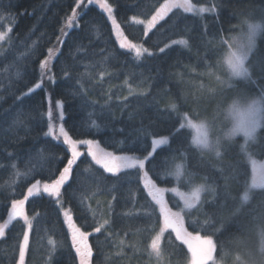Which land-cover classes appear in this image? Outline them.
I'll return each instance as SVG.
<instances>
[{
  "label": "trees",
  "instance_id": "16d2710c",
  "mask_svg": "<svg viewBox=\"0 0 264 264\" xmlns=\"http://www.w3.org/2000/svg\"><path fill=\"white\" fill-rule=\"evenodd\" d=\"M75 1L0 0V32L9 27L0 42V222L10 211L12 200L21 199L37 180H55L70 158L64 143L45 134L44 87L26 91L38 79L39 63L55 44ZM163 1L108 0L127 38L148 48L150 56L145 53L137 59L132 50L121 48L107 17L94 5L84 8L77 25L66 32L50 66L54 80L47 88L52 100L62 101V125L68 135L75 140H94L114 153L141 157L147 154L145 148L150 150L153 138L166 136L169 143L158 147L152 164L146 162L148 177L143 180L141 172L138 179L136 169L107 173L84 151L61 188L60 200L70 209L74 224L88 233L91 264H158L149 247L161 225V217L156 223L158 207L151 219L137 215L151 200L144 183L150 178L158 187L176 185L189 190L183 179L177 181L167 175L174 164L171 158L181 162V152L186 151L187 169L195 173L194 183L217 189L215 198L205 193V203L183 212L186 229L202 236L210 234L213 229L204 231L192 221L202 223L211 217L217 227L221 223L224 226L217 233L214 256L218 264H264V189L252 190L250 200L244 203L242 183L229 179L237 164L241 138L224 139L222 156L217 158L214 153L190 146L191 131L180 129L184 113L192 120L216 119L237 91L258 94L264 87V27L247 62L255 83L239 79L228 87L217 80V76L226 78L224 68L217 63L226 47L222 41L235 34L245 18L254 22L264 18V0H192L195 4H215L216 11L193 14L173 9L145 35L143 26L131 18H148ZM181 37L188 39L187 47L171 43ZM172 102L177 105L175 110L169 107ZM93 120L98 128L92 126ZM177 129L179 137L174 139ZM250 144L252 158L262 159L264 126ZM153 165L159 175L153 173ZM243 167L250 177L247 160ZM30 168L33 172L27 178L15 175L17 170L24 173ZM164 199L172 208L180 207L173 193L165 191ZM24 209L33 223L25 264H79L72 233L56 200L49 195H34ZM104 220L110 224L95 232ZM24 230L19 218L5 229L0 237V264H16ZM50 237L55 246L49 244ZM174 238L170 230L165 231L161 264H188L186 246Z\"/></svg>",
  "mask_w": 264,
  "mask_h": 264
},
{
  "label": "snow or ice",
  "instance_id": "6c2138e0",
  "mask_svg": "<svg viewBox=\"0 0 264 264\" xmlns=\"http://www.w3.org/2000/svg\"><path fill=\"white\" fill-rule=\"evenodd\" d=\"M83 0H77V6L79 7ZM93 0H88V3H92ZM102 9H104L110 18H112L113 24L119 28L116 24L115 18L112 16L113 7L108 0H95ZM173 9H182L184 12L203 14L206 12H215L216 6L212 4L211 6L200 5L196 6L192 3V0H164L163 3L156 8L155 12L148 19L145 27V34L156 24L163 20ZM77 12L74 8L72 14L67 17L65 26L71 28L73 23L77 21ZM137 23H145L138 17L133 16L131 18ZM239 31L230 37L228 40H223L222 43L226 45V51L217 62L224 68L226 78L217 76L218 82L222 86L232 87V81L234 77L243 78L244 81L249 83H255L252 80V73L250 71V66L247 63L250 56L253 54L256 48V37L264 27V18L260 21H252L245 18L241 21L239 26ZM63 31V28L61 29ZM6 33H0V41H3L6 37ZM172 44L188 46L189 41L186 38H179L172 41ZM122 48H130L135 52L137 59L141 58L145 53L149 56L152 55L148 48L143 47V45H136L129 43H121ZM170 45H166L168 47ZM164 51V48L159 50ZM49 58L53 52V49H48ZM48 58L41 61L40 67L44 69L47 67ZM103 77L104 73H100ZM40 85L37 84L36 87ZM131 90V88H130ZM32 92L33 89H29ZM126 99V98H125ZM57 107H62V101H57ZM169 107L171 109H176L177 105L175 102L170 103ZM225 119L229 120L231 127L227 131H223L221 136H216L214 139H210V125L205 121L196 122L192 120L187 113L183 114V119L187 121V127L194 129L195 135L191 139L190 146H195L197 149H207L214 152L217 158L222 156L221 146L222 140L227 139L232 141L237 134H243L244 142L239 144V152L237 153V164L234 166V171L229 179L237 180L238 183L243 185V196L241 197L244 203L250 200V194L254 189H264V162H258L252 158L253 153L250 151L251 144L250 141H256L257 139V129L264 123V87L258 94L249 93L243 90L237 91L235 96L231 100V103L225 109ZM49 119L51 121V111L49 112ZM91 115V114H90ZM93 127H99L95 120L91 121ZM54 125L49 122L48 132L46 135H52L54 133ZM185 125H180V129H183ZM59 135L64 137V143L68 144L71 149L72 157L68 159L67 165L60 172L59 176L51 181V183L43 182L42 191L47 193L51 197H56V202L60 203L61 188L64 186L65 182L69 180L72 173V166L76 163L77 158L81 153L77 149L78 144H87L89 146V154L95 164L102 166V168L107 173H112L113 175L121 173L125 169H136L137 177L140 178L139 173L143 171L144 177H148V172L144 171L146 162L152 164V161L156 159V155L159 153L157 149L159 146L167 145L169 143V137H160L158 139H152L151 141V151L145 148L143 151L146 155L143 158L138 155H116L112 152L105 151H94L92 145L96 142L92 140L76 141L73 140L68 133L65 131L63 125H59L58 129ZM180 130H176L174 139L179 137ZM58 138V137H57ZM120 143H123L122 141ZM161 151L164 149L161 148ZM11 155V154H9ZM41 159L43 158V150L40 152ZM168 158H165V163ZM174 161L172 169L167 172L168 176H174L177 181L183 179L187 184L190 185L189 192H182L178 188L171 189L175 192L181 200L184 202V208L179 212H173L167 207L164 201V192L166 189L159 188L154 181L150 178L145 180L144 189L147 190L148 196L151 197L150 201H147V207L143 208L142 212L137 213V215H143L146 219H151L155 215V207L160 206L159 215L157 216L156 223H159L160 217L163 219V226L160 227L159 232H157L150 241V255H155L158 264L164 260L163 255V244L162 238L167 229H171L175 232V241H181L182 244L187 245L188 250L191 253L190 264H218L215 259L214 254L217 252L218 247V237L219 233L224 227L221 223L220 227L212 221L211 217L203 221L202 223L198 220H193V226H199L202 230L208 231L209 228L213 229L210 234L200 235L199 232L193 236L192 233L188 232L184 228V216L183 212L185 209L191 211L196 210L200 205L206 201L203 199L205 193H211L215 198L217 195L216 187L206 184V183H194L195 173L188 171L187 169V152H181V162H175L176 158H171ZM247 160L251 164V174L247 172V169L243 167V164ZM12 168H16V164L11 165ZM153 173L159 175L155 172V165H153ZM88 171V169H85ZM33 172V169H28L27 172L21 173L19 170L16 171L15 175L17 177L24 176L27 178ZM241 178H243L241 180ZM207 179L206 177L204 178ZM41 181L37 180L34 184H31L27 189V195L23 199L12 200L11 201V211L8 213V220L0 224V237L5 234V229L8 225L17 217H22L24 225H26L27 230L22 233V240L18 244V261L17 264H25V255L29 248V233L33 228L32 219L24 212L25 202L34 195L35 193L41 192ZM229 185L226 183L224 188L227 192ZM115 199V197L113 198ZM154 202V203H153ZM238 211V209H237ZM36 215H39L38 213ZM64 215L69 221V225L72 229V244L75 247L76 253L79 257V264H91L93 251L92 247L87 243L88 233L81 231L71 219L70 210L65 209ZM207 215V214H205ZM109 220H104L98 227L94 229L95 232H101V229L106 225H109ZM109 235H111L109 233ZM169 241L172 240L171 233L168 235ZM193 241L196 243L194 244ZM123 243V242H121ZM49 244L55 246L56 242L50 237ZM179 251H183L179 244L175 245ZM261 251L264 252V245H262Z\"/></svg>",
  "mask_w": 264,
  "mask_h": 264
},
{
  "label": "rangeland",
  "instance_id": "374dc122",
  "mask_svg": "<svg viewBox=\"0 0 264 264\" xmlns=\"http://www.w3.org/2000/svg\"><path fill=\"white\" fill-rule=\"evenodd\" d=\"M164 2V1H163ZM162 2V3H163ZM109 3V2H108ZM193 3V2H192ZM194 5H196V6H200V5H203V4H195V3H193ZM88 5H94V6H96L98 9H100L104 14H105V16L107 17V19H108V21H109V23H110V25H111V28H112V32H113V36H114V38H115V40H116V42H117V44L120 46L121 45V43H129V42H131L132 44H136V45H141V43H139V42H135V41H132V40H129L128 38H127V36L124 34V32H123V30H122V28L120 27V25H119V23L117 22V20H116V18H115V16H114V13H112V16L115 18V21H116V24H118L119 25V28H117L114 24H113V21H112V18H110L109 17V15H108V13L104 10V9H102L101 7H100V5L97 3V2H95V0H93V2L92 3H88V0H83V2L80 4V6L78 7L77 6V0L75 1V4H74V6H73V8L71 9V11L69 12V15L68 16H70L71 14H72V11H73V9L75 8L76 9V12H77V21L76 22H74L73 23V25H72V27H74V26H76L77 25V23H78V16L80 15V13L84 10V8H86ZM205 6H211V5H205ZM159 7V6H158ZM157 7V8H158ZM156 10V9H155ZM182 10V9H181ZM155 12V11H154ZM153 12V13H154ZM152 13V14H153ZM189 13V12H188ZM151 14V15H152ZM193 14H195V13H193ZM151 15L148 17V18H140V17H138L140 20H143L145 23H140L142 26H143V30H144V34H145V27H146V23H147V21H148V19L151 17ZM67 16V17H68ZM67 19V18H66ZM66 19L63 21V23H62V25H61V27L59 28V34H58V36H57V39H56V42H55V44L53 45V46H51L49 49H53V52H52V54H51V57L49 58V52H48V50H47V54H46V56L41 60V61H44L46 58H48V62H47V67L46 68H44V69H41V67H40V64H41V61H40V63H39V71H38V73H39V76H38V79L36 80V82L30 87L31 89H33V91L34 90H36V89H38V88H41V87H44V89H45V98H46V102H47V109H46V117H47V125H46V130H45V134L48 132V124H49V122H51L55 127H54V133L52 134V135H47V136H50V137H52V138H54V139H56V140H59V141H61L62 143H64V137L63 136H60L59 135V132H58V129H59V125H61L62 124V119H63V108L61 107V108H58L57 107V101H60V100H58V99H51V97H50V94H49V89L47 88V86H48V84H50V83H52L53 82V80H54V78H53V76H52V73H51V71H50V66H51V64H52V61L54 60V58H55V56H56V54H57V52H58V50H59V48H60V44H61V42H62V40H63V38H64V36H65V34H66V32L70 29L69 27H66L65 26V22H66ZM135 22V21H134ZM137 23V22H136ZM71 27V28H72ZM63 28V31L61 30ZM262 29V28H261ZM239 31V30H238ZM237 31V32H238ZM261 31V30H260ZM260 31H259V33H258V35L260 34ZM8 32H9V27L7 26V28L5 29V31H2V32H0V33H6V34H8ZM150 32V30L147 32V34ZM236 32V33H237ZM235 33V34H236ZM147 34H145V35H147ZM235 34H233V35H235ZM233 35H231V36H233ZM258 35H257V37H258ZM7 36V35H6ZM230 36V37H231ZM230 37L228 38V39H230ZM256 37V38H257ZM6 38V37H5ZM228 39H226V40H228ZM1 42V41H0ZM172 43V42H171ZM121 47V46H120ZM144 47V46H143ZM122 48V47H121ZM124 49H127V50H131L130 48H124ZM133 51V50H132ZM225 51H226V47H225V49H224V51H223V54L225 53ZM134 52V51H133ZM135 53V52H134ZM239 79H243V78H239V77H234L233 78V81L234 80H239ZM232 81V82H233ZM37 84H39L40 86L39 87H36V85ZM233 84V83H232ZM29 88V89H30ZM28 89V90H29ZM26 91L27 93H29V91ZM231 103V102H230ZM229 103V104H230ZM228 104V105H229ZM227 105V106H228ZM227 106H226V108H227ZM225 108V109H226ZM225 109L223 110V112H222V114H221V116L219 117V118H216V119H213V118H206V119H199V120H194V121H196V122H199V121H205L206 123H208L209 125H210V129H211V131H210V139H214L216 136H221L222 135V133H223V131H227L230 127H231V123H230V121L229 120H226L225 119V115H226V113H225ZM51 111V121H50V119H49V112ZM53 116H54V118H53ZM181 125H185V127L186 128H188L190 131H191V138L195 135V131H194V129H192V128H190V127H187V121H185L184 119H182V121H181ZM262 126H264V123H262ZM261 126V127H262ZM260 127V128H261ZM260 128H258L257 129V132H258V130L260 129ZM236 136H239L240 138H241V144L244 142V137H243V134H237ZM58 137V138H57ZM161 137H166V136H161ZM158 138H160V137H156L155 139H158ZM154 139V138H153ZM73 140H75V139H73ZM83 140H90V139H83ZM83 140H76V141H83ZM92 141H94V140H92ZM223 141V140H222ZM94 142H96V141H94ZM253 141H250L249 143H252ZM65 145H66V147H67V149H68V151H69V154H70V158L72 157V153H71V149H70V146L68 145V144H66V143H64ZM77 149H78V151L82 154L84 151L85 152H87V153H89V146L87 145V144H78L77 145ZM92 149L94 150V151H105V152H112V151H109V150H106V149H104L103 147H101L97 142L96 143H94L93 145H92ZM152 149H151V147H150V150L149 151H151ZM202 151H204V152H207V153H209V154H211V153H214V152H211V151H209V150H207V149H204V150H202ZM112 153H114V152H112ZM114 154H116V155H124V154H118V153H114ZM126 155H129V154H126ZM91 156V155H90ZM69 158V159H70ZM92 158V157H91ZM141 158H143V157H141ZM253 159H255V158H253ZM256 161H258V162H264V157L262 158V159H255ZM250 164V163H249ZM250 168H251V164H250ZM60 174V173H59ZM59 176V175H58ZM174 177V176H173ZM145 177H144V175H143V171H141V179L143 180ZM175 178V177H174ZM175 180H176V178H175ZM67 182V181H66ZM65 182V183H66ZM35 183V182H34ZM34 183H32V184H34ZM48 183H51V182H48ZM31 186V185H30ZM29 186V187H30ZM40 187H41V192H39V193H35L34 192V195H38V194H44V195H48L47 193H44L43 191H42V187H43V182L41 183V185H40ZM159 188H163V189H166V191H168V192H170V193H173L178 199H179V201H180V207L179 208H177V209H175V208H172L170 205H169V203L166 201V199H164V201L166 202V205H167V207L168 208H170L173 212H179V211H181V209H183L184 208V202H183V200H181V198L179 197V195H177L175 192H173V191H171V189H174V188H178L176 185H174V186H172V187H159ZM180 191H182V192H189L190 191V189L189 190H181L180 188H178ZM25 195H27V191L25 192V194H24V196ZM33 195V196H34ZM24 196L21 198V199H23L24 198ZM51 197V196H50ZM52 198H54L55 200H56V197H52ZM58 204V203H57ZM58 206H59V208H60V212H61V215H62V218H63V221H64V224H65V226H66V228L68 229V231H69V233H72V229H71V227H70V225H69V221L67 220V218L65 217V215H64V210L65 209H68V210H70L68 207H65L63 204H62V202H61V200H60V203L58 204ZM24 207H25V205H24ZM157 207H158V210L160 211V206L159 205H157ZM187 209H185L184 211H186ZM10 211H11V209H10ZM9 211V212H10ZM8 212V213H9ZM24 212H25V209H24ZM71 213V212H70ZM183 214V213H182ZM184 216V215H183ZM17 218H19V219H22L23 220V218L22 217H17ZM16 218V219H17ZM30 218V217H29ZM31 219V218H30ZM71 219H72V216H71ZM8 220V214H7V216L5 217V219L3 220V221H1L0 222V224H3V223H5L6 221ZM184 220H185V218H184ZM24 222V221H23ZM72 222H74L73 221V219H72ZM163 226V219H162V217H161V225H160V227H162ZM160 227H159V229H160ZM184 228H186L185 227V225H184ZM24 229L25 230H27V228H26V225H24ZM159 229H158V231L157 232H159ZM24 230V231H25ZM167 230H170L172 233H173V235L175 236V232H173L171 229H167ZM188 231V230H187ZM156 232V233H157ZM188 232H190V231H188ZM190 233H192V232H190ZM193 234V236L194 235H196L195 233H192ZM179 242H181V241H179ZM182 243V242H181ZM193 243L195 244L196 242L195 241H193ZM185 245V244H184ZM186 246V248H187V245H185ZM187 250H188V248H187ZM188 252H189V258H188V264H190V258H191V253H190V251L188 250ZM18 258H19V256H18ZM17 261H18V259H17ZM78 262H79V257H78ZM16 264H17V262H16Z\"/></svg>",
  "mask_w": 264,
  "mask_h": 264
}]
</instances>
